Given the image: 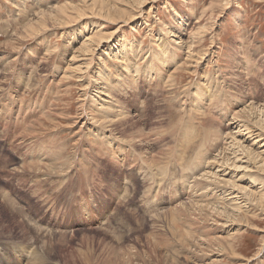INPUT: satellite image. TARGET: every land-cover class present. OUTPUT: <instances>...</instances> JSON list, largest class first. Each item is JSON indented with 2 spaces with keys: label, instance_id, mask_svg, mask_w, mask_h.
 Returning <instances> with one entry per match:
<instances>
[{
  "label": "rangeland",
  "instance_id": "1",
  "mask_svg": "<svg viewBox=\"0 0 264 264\" xmlns=\"http://www.w3.org/2000/svg\"><path fill=\"white\" fill-rule=\"evenodd\" d=\"M140 4L0 0V264H27L29 250L37 264H264V0ZM156 139L154 152L175 147L179 168L193 155L199 170L152 207L142 151ZM82 191L106 195L104 216L117 211L87 225ZM187 228L205 238L182 240ZM207 238L230 240L234 254L211 253Z\"/></svg>",
  "mask_w": 264,
  "mask_h": 264
},
{
  "label": "bare ground",
  "instance_id": "2",
  "mask_svg": "<svg viewBox=\"0 0 264 264\" xmlns=\"http://www.w3.org/2000/svg\"><path fill=\"white\" fill-rule=\"evenodd\" d=\"M99 1V0H98ZM138 1V0H137ZM140 1L141 0H139V5H142V4H140ZM121 2V1H120ZM142 2H144V1H142ZM145 2H149V1H145ZM92 3H94V2H92ZM96 4V3H95ZM98 4V3H97ZM100 4V3H99ZM134 4V3H133ZM137 4V3H136ZM146 4V3H145ZM78 5V4H77ZM82 5V4H81ZM85 5V4H84ZM104 5V4H103ZM16 6V5H15ZM105 6V5H104ZM137 6V5H136ZM144 6V5H143ZM60 7H62V6H60ZM96 7V6H95ZM108 7V6H107ZM113 7V6H112ZM111 7V8H112ZM135 7V6H134ZM139 7V6H138ZM81 8V7H80ZM98 8V7H97ZM104 8V7H103ZM108 8H110V7H108ZM56 9H58V8H56ZM64 9V11L65 10H67L68 9V7H67V5L65 6V8H63ZM86 9V8H85ZM98 9H100V8H98ZM106 9V8H105ZM104 9V10H105ZM116 9V8H115ZM139 9V8H138ZM72 10H74V9H72ZM75 10H77V9H75ZM94 10V9H93ZM101 10V9H100ZM104 10H103V12H104ZM112 10H114V7H113V9ZM118 10V9H117ZM98 11V10H97ZM102 11V10H101ZM106 11V10H105ZM121 11V10H120ZM40 12H41V10H40ZM50 12V11H49ZM77 12V11H76ZM94 12V11H93ZM111 12H114V11H111ZM116 12V11H115ZM38 13V12H37ZM74 13V12H73ZM49 14V13H48ZM55 14V13H54ZM57 14V13H56ZM63 14V13H62ZM98 14V13H97ZM108 14H109V9L107 10V12H104V16H105V18L108 16ZM119 14V13H118ZM203 14V13H202ZM20 15V14H19ZM36 15V14H35ZM45 15H47V14H45ZM66 15V14H65ZM78 15V14H77ZM81 15V14H80ZM98 15H100V12H99V14ZM120 15V14H119ZM49 16V15H48ZM82 16V15H81ZM101 16V15H100ZM110 16V15H109ZM121 16V15H120ZM134 16V15H133ZM38 17V16H37ZM42 17H45V16H41L39 19H41ZM55 17V16H54ZM76 17V16H75ZM95 17V16H94ZM129 17V16H128ZM127 17V18H128ZM131 17V16H130ZM69 18V17H68ZM72 17H70L69 19H71ZM76 18H78V17H76ZM79 18H81L80 16H79ZM111 18V17H110ZM118 18V17H117ZM116 18V19H117ZM56 19H59V18H56ZM132 19V18H131ZM53 20H54V18H53ZM77 20V19H76ZM103 20V19H102ZM105 20V19H104ZM103 20V21H104ZM107 20V19H106ZM128 20V19H127ZM36 21V20H35ZM41 21V20H40ZM40 21H38V22H40ZM51 21V20H50ZM43 22H44V20H43ZM109 22H111V21H109ZM107 23V22H106ZM35 24V23H34ZM26 25V24H25ZM60 25V24H59ZM22 26V25H21ZM41 26V25H40ZM46 26V25H45ZM101 26V25H100ZM28 28H30L31 30H33V31H35L38 27H35V28H33V23L31 24V23H29L28 24V26H27ZM55 27V26H54ZM103 27V26H102ZM16 28V27H15ZM33 28V29H32ZM47 28V27H46ZM23 30H24V27H23ZM18 32V31H17ZM26 32H27V30H26ZM26 32H24V34L26 33ZM40 32V31H39ZM41 32H42V30H41ZM40 32V33H41ZM44 32V31H43ZM28 33V32H27ZM28 34H30V33H28ZM36 34V33H35ZM39 34V33H38ZM23 34H21V36H22ZM27 36V35H26ZM25 36V37H26ZM35 36V35H34ZM93 36V35H92ZM20 37V36H19ZM18 37V38H19ZM105 37V36H104ZM28 38V37H27ZM32 38V37H31ZM20 39V38H19ZM30 39V38H29ZM88 39V38H87ZM86 39V40H87ZM14 40V39H13ZM21 40V39H20ZM91 40V39H90ZM10 41V40H9ZM88 41V40H87ZM92 41V40H91ZM103 41V40H102ZM15 42V41H14ZM20 42V41H19ZM89 42V41H88ZM6 43V42H5ZM16 43V42H15ZM86 43V42H85ZM94 43H98V42H94ZM83 44V43H82ZM99 44V43H98ZM98 44H93L94 46H97ZM6 45V44H5ZM8 45V44H7ZM12 45V44H11ZM14 45V44H13ZM84 45V44H83ZM86 46V45H85ZM90 46V45H89ZM93 46V47H94ZM11 47V46H10ZM87 47V46H86ZM92 47V46H91ZM98 47H99V45H98ZM191 47V46H190ZM8 48V47H7ZM95 49V48H94ZM82 50V49H81ZM91 50V49H90ZM51 51V50H50ZM95 51V50H94ZM87 52V51H86ZM89 52V51H88ZM87 52V53H88ZM90 53V52H89ZM92 54V53H91ZM247 69V68H246ZM141 70V69H140ZM152 71H154V70H152ZM135 75H137V74H135ZM134 75V76H135ZM65 81V80H64ZM155 87H158V86H155ZM154 87V88H155ZM136 92V91H135ZM184 95H183V97L182 96H180V95H176V97H178V100H177V102H178V104L181 102V104H182V101H183V106H181V107H184L185 108V110H183V109H181V111H183L182 113H188V115H186V119L188 120V124H189V127H191L190 126V121L191 122H195V121H197L198 123H199V119H198V115H196L195 114V111H194V113L193 112H190V110H189V112H188V110H186V106L188 105V104H184V100H185V93H183ZM186 96H189V95H186ZM135 98V97H134ZM142 98H143V96H142ZM186 99H188L187 101H189V98H186ZM201 100V99H200ZM174 104L175 105H177L176 104V100H174ZM190 104V103H189ZM136 105V104H135ZM217 112V111H216ZM189 113H193L192 115L191 114H189ZM46 114V113H45ZM239 114V113H238ZM184 116H185V114H184ZM40 117V116H39ZM82 117V116H81ZM10 120V119H9ZM8 120V121H9ZM181 120V119H180ZM79 121V120H78ZM38 123H40V122H38ZM86 123V122H85ZM182 123V122H181ZM180 123V124H181ZM197 123V124H198ZM197 124H194V125H197ZM180 127V126H179ZM202 127V126H201ZM192 128H193V126H192ZM33 129V128H32ZM194 129V128H193ZM198 129V127L195 129V130H197ZM29 130V129H28ZM144 130V129H143ZM200 130V129H199ZM202 130V129H201ZM188 131V130H187ZM143 132V131H142ZM142 132H140V133H142ZM180 132V131H179ZM193 132L194 131H192L191 133L190 132H188L187 133V136H188V138H189V140L191 141L194 137V135H193ZM197 132V131H196ZM29 133H30V131H29ZM137 133V132H136ZM144 133V132H143ZM203 133V132H202ZM176 134H178V133H176ZM30 135V134H29ZM139 135V134H138ZM197 134H195V136H196ZM137 136V135H136ZM183 136V138H184V142L186 141V138H185V135H182ZM128 137V136H127ZM130 137H132V136H130ZM133 138V137H132ZM177 138V137H176ZM129 139H131V138H129ZM178 139V138H177ZM180 139V138H179ZM134 140V139H133ZM160 139H156V141H153L152 142V145L151 146H146V149H145V151L143 152L142 151V188H149V190L147 191V192H144L143 193V199L145 200V201H148L150 204H152V207L155 205L154 203L155 202H159V201H164L165 200V197H167L168 199H172L173 198V189H176L177 191H178V184H179V182H180V180L182 179V178H185V176H183V173L184 172H186V171H189V172H193L195 169L196 170H199V165L197 166L195 163L196 162H194L193 163V161L192 162H190L191 160H189V159H191V157L193 156H191L190 158H188V159H186L185 161H182V162H180L179 164L181 165V168H179L178 167V164H176V161L174 160L175 159V155H177V150H174L175 149V147H174V149H169V150H172V152L171 153H167V152H165V151H168V148H167V150H165V151H163V152H154V149H156V145H157V143H158V141H159ZM146 141H147V139H146ZM199 141V140H198ZM133 142V141H132ZM131 142V143H132ZM171 142V141H170ZM134 143V142H133ZM148 143V142H147ZM176 143V142H175ZM181 146H180V150H179V152H181V150H182V148L184 147V143L183 142H181ZM190 145H191V147L193 148V149H195L196 147H197V149L199 148V146H200V141H199V143H198V145H197V143H195V142H193V141H191L190 143H189ZM128 145H129V143H128ZM165 145V144H164ZM166 146H168V145H166ZM166 146H164V147H166ZM149 147H151V148H149ZM158 147H159V145H158ZM178 147V146H177ZM139 148V147H138ZM158 149H160V148H158ZM196 149V150H197ZM165 155H164V154ZM165 156V157H164ZM198 157V156H197ZM196 157V158H197ZM199 159V158H198ZM189 160V161H188ZM200 160V159H199ZM169 162H170V164H169ZM175 163L176 164V166H171V164L172 163ZM190 164H192L193 165V170H189V169H187L186 168V166H188V167H190ZM56 165V164H55ZM58 165H59V163H58ZM148 168H146V167ZM24 168V167H23ZM173 169H175V180L176 181H174V182H172V180H170L169 178H166V180L164 179V181H161V179L160 178H157L159 175H161V173H162V171H164L165 172V174L163 175V176H166V175H168L169 174V171L171 172V170H173ZM60 170V169H59ZM62 170V169H61ZM201 170V169H200ZM45 171V170H44ZM147 171V172H146ZM27 172V171H26ZM40 172V171H39ZM47 172V171H46ZM51 172V171H50ZM56 172V171H55ZM55 172H54V174H55ZM61 172V171H60ZM41 173V172H40ZM48 173V172H47ZM56 174H57V172H56ZM64 174H65V172H64ZM150 174L155 178L154 179V181L152 182L151 180H150ZM235 174V173H234ZM53 175V174H52ZM254 180H256V179H254ZM233 182H235V181H233ZM254 182V181H253ZM262 184V183H261ZM233 185H234V183H233ZM153 186H155V188L153 189ZM234 188H235V185H234ZM151 189H153L154 191H155V189H157L155 192V195H153V194H149V192L151 191ZM233 189V188H232ZM244 189V188H243ZM179 190H181V189H179ZM241 190V189H240ZM40 191V189H38L37 190V192H39ZM153 191V192H154ZM224 191V190H223ZM198 192V191H197ZM82 198L84 199V201H85V206H83V207H81L82 209H84L85 211H86V214H87V216H88V218H87V220H82L83 222H85V223H88L87 225H91V226H93V225H95L96 224V222H98L99 220H101V221H105V220H107V216H109V215H113V213H115L117 210L116 209H112L111 210V212L110 213H108L106 216H104V213L107 211H109V210H107V207H102V205H104L105 203H104V201H106V195H104V194H96V193H92L91 192V197H90V199L89 198H87L86 197V195H88V193H86V192H84V191H82ZM113 194L112 195H110V198H109V200L111 201L112 199L113 200H115V199H117V197L119 198V193H116V192H112ZM124 195H122V197H124V198H126V197H129V192L127 191V192H125V193H123ZM43 195H44V193L43 194H39V197L40 198H42L43 197ZM228 196V195H227ZM102 197H103V202L100 204L99 203V201L100 200H102ZM181 196H179V198H180ZM176 198H177V196H176ZM176 198L174 199V201L176 200ZM5 204H10L11 203V200L9 199V198H7V197H5ZM47 199V198H46ZM150 199H152V201H150ZM187 200H189V199H187ZM223 200V199H222ZM213 202V201H212ZM223 202V201H222ZM220 204H221V202H219ZM219 203H214L213 202V206L214 205H216L215 207H217V205H220ZM7 204V205H8ZM144 205V204H143ZM234 206V205H233ZM177 207V206H176ZM174 208H175V206H174ZM176 210L177 209H172V210H170L169 211V215H172V214H174L175 212H176ZM71 211H73L72 209H64V213H63V216H64V218H65V216L66 215H68L69 217L71 216V215H69V212H71ZM155 211V210H154ZM159 211V210H158ZM223 212V211H222ZM222 212H220V214L222 213ZM225 212V211H224ZM157 213V212H156ZM217 213H219V211H217ZM166 214H168V211H166V209L164 210V212H163V215H161V216H164V215H166ZM224 214V216L226 215L225 213H223ZM234 215V214H233ZM154 217H155V215H154ZM167 217V216H166ZM229 217V216H228ZM235 217V216H234ZM156 218H158V219H160L159 218V216L157 215L156 216ZM168 218H169V216H168ZM234 219V218H233ZM231 220V219H230ZM168 221H170L171 222V225H169V227H173L174 228V230H175V228H176V231L177 230H181V229H179V227L177 226V227H175L176 226V224L178 225V223H180V224H184L182 221H180V220H174V217L171 219V218H169L168 219ZM168 221L166 222V223H168ZM152 222H153V220H152ZM151 222V223H152ZM165 223V224H166ZM179 224V225H180ZM168 227V228H169ZM172 228V229H173ZM171 229V228H170ZM171 229V230H172ZM213 231H218V230H213ZM169 232H171V231H169ZM185 231H183V233L180 235L179 234V237H181V239L182 240H186V237H191V238H189V240H196V239H198V238H205V237H202V236H199V235H196V237H195V235L193 234V233H191L190 231H189V229L187 228L186 229V234L184 233ZM209 235L211 234V233H213L212 231H211V229L210 230H208V231H206ZM180 233V232H179ZM173 234H175V231H174V233ZM171 235H172V232H171ZM209 238V237H208ZM205 239V240H208V241H211V242H213V246H211L209 249L211 250L210 252L211 253H213L214 251V247L216 246L217 248H221V251H226L227 250V252L229 251V252H231V253H233V250H232V247H231V245H229V241L230 240H227L226 239V241L225 242H227V244H224V241H222L221 239H219V238H215V239ZM212 238V237H211ZM138 239V238H137ZM176 239V238H175ZM139 240V239H138ZM181 241V240H180ZM103 242V241H102ZM135 242H136V240H135ZM139 242V241H138ZM111 247V246H110ZM127 247V246H126ZM88 248V247H87ZM132 249H134V247L133 246H131V249L129 250V248H128V252L129 251H131ZM213 249V250H212ZM24 250V249H23ZM22 250V252L24 253L25 251H23ZM86 250V249H85ZM84 250V251H85ZM89 250V249H88ZM30 251V250H29ZM26 252V253H24V255L25 254H27V255H29V257H31L32 256V258H34V260L33 261H29V262H27V264H30V263H34V264H37L38 263V261H39V259L38 258H40V256H38V255H36V252H32L31 253V251L30 252ZM82 251V250H81ZM20 252V251H19ZM83 252V251H82ZM174 252V251H173ZM22 253V254H23ZM114 253H115V255H116V260L117 259H123V258H125L126 256L128 257L126 260H124V262L125 263H129L130 262V259H129V256H131V255H129V253H125V252H123L122 251V247H118V248H115L114 249ZM174 253H177V252H174ZM236 253V252H235ZM50 254V253H49ZM82 254V253H81ZM85 254V253H84ZM234 254V253H233ZM181 255V254H180ZM179 255V256H180ZM83 256V255H82ZM218 256V255H217ZM86 257V263L85 264H91V258H90V256L89 255H87V256H85ZM234 257V256H233ZM47 259L49 258V257H46ZM194 260H196V258H194L193 259V261ZM37 262V263H36Z\"/></svg>",
  "mask_w": 264,
  "mask_h": 264
}]
</instances>
